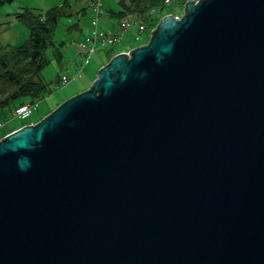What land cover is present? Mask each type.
<instances>
[{"label": "water", "instance_id": "water-1", "mask_svg": "<svg viewBox=\"0 0 264 264\" xmlns=\"http://www.w3.org/2000/svg\"><path fill=\"white\" fill-rule=\"evenodd\" d=\"M0 264H264V0H190L0 140Z\"/></svg>", "mask_w": 264, "mask_h": 264}, {"label": "rangeland", "instance_id": "rangeland-1", "mask_svg": "<svg viewBox=\"0 0 264 264\" xmlns=\"http://www.w3.org/2000/svg\"><path fill=\"white\" fill-rule=\"evenodd\" d=\"M187 1L190 0H172L163 9L148 13L142 19L145 21V31L141 33L139 41H135L133 38L139 30V23L129 17L131 22L124 37L114 44L94 52L90 61L81 67L79 64L82 58L75 53V49H72V43L78 42L81 37L90 35L95 28L113 34L107 14L104 13L102 19L96 24L89 3L83 0H12L1 6L0 45L6 48L19 46L28 38L27 25L17 17L25 8L34 13H44L52 7L69 2L72 14L64 15L59 19L52 37L54 44L46 48L45 51L48 62L41 71L40 77L43 82L52 83L53 92L47 94L37 104H30L29 114L22 118L15 115L10 109H0V122H5L0 130V140L23 126L37 123L63 101L88 89L99 69L108 63L115 54L128 53L138 46L145 45L159 20L167 14L180 18L184 13V5ZM84 8L85 10L80 12ZM103 8L107 12L109 9H117L114 0H103ZM146 18L151 19L146 21ZM115 22L119 27L120 19L117 21V18H113V24ZM117 27L114 25L113 29H117ZM62 75L69 76L70 81L58 88L55 82Z\"/></svg>", "mask_w": 264, "mask_h": 264}, {"label": "trees", "instance_id": "trees-1", "mask_svg": "<svg viewBox=\"0 0 264 264\" xmlns=\"http://www.w3.org/2000/svg\"><path fill=\"white\" fill-rule=\"evenodd\" d=\"M11 1L0 0V7ZM83 1L92 3L93 0ZM114 1L117 9H109L108 12L101 6V12L96 13L90 6L96 24L102 19L104 13L117 19L128 16L138 22L145 18L152 9L161 10L165 7V0ZM84 10L85 8L80 12ZM71 14V5L66 2L44 13H34L25 8L17 15L18 20L27 25L29 35L19 46L6 48L0 45V109L14 111L25 103L37 104L47 94L53 92L52 83L43 82L40 77L41 71L48 62L45 51L54 44L52 37L59 19ZM150 19L146 18V21ZM55 84L57 85V81Z\"/></svg>", "mask_w": 264, "mask_h": 264}, {"label": "built area", "instance_id": "built-area-1", "mask_svg": "<svg viewBox=\"0 0 264 264\" xmlns=\"http://www.w3.org/2000/svg\"><path fill=\"white\" fill-rule=\"evenodd\" d=\"M172 0H165L164 5H167L169 2ZM93 6L96 11V13L101 12V0H93ZM156 11L155 9H152L150 12ZM149 12V13H150ZM179 18V17H178ZM139 25V30L138 32L133 36L135 41H139L141 38V33L145 31L144 27V21L139 20L138 21ZM130 26V20L127 17H122L120 19V24H119V33L114 34V35H108L105 33H98L94 32V35L92 37H86L82 41L78 42L76 44L77 48V54L82 58V61L80 63V67L84 64H86L87 61L90 60L91 55L96 52L100 48H104L106 46L112 45L117 40L121 39L127 30V28ZM61 81L63 84H68L70 79L68 76H63L61 78ZM28 106H24L21 109H18L16 113L22 114L23 116L28 114ZM3 124L0 123V128Z\"/></svg>", "mask_w": 264, "mask_h": 264}, {"label": "crops", "instance_id": "crops-1", "mask_svg": "<svg viewBox=\"0 0 264 264\" xmlns=\"http://www.w3.org/2000/svg\"><path fill=\"white\" fill-rule=\"evenodd\" d=\"M107 16H108V19H109V22H110V26H111L112 32L114 34V33H116L117 29H113V27H114V25L117 27V25H116L117 22H115V24H113L114 16H109L108 14H107ZM117 21H118V19H117Z\"/></svg>", "mask_w": 264, "mask_h": 264}]
</instances>
